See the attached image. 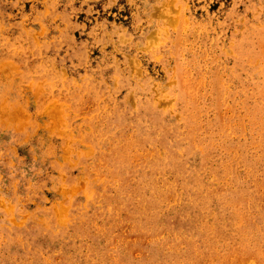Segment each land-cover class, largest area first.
<instances>
[{
  "label": "rangeland",
  "instance_id": "obj_1",
  "mask_svg": "<svg viewBox=\"0 0 264 264\" xmlns=\"http://www.w3.org/2000/svg\"><path fill=\"white\" fill-rule=\"evenodd\" d=\"M0 264H264V0H0Z\"/></svg>",
  "mask_w": 264,
  "mask_h": 264
}]
</instances>
